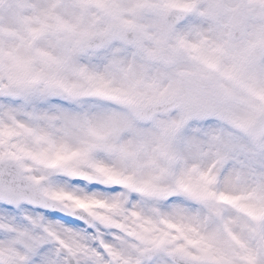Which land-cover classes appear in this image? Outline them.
<instances>
[{
  "label": "rangeland",
  "instance_id": "obj_1",
  "mask_svg": "<svg viewBox=\"0 0 264 264\" xmlns=\"http://www.w3.org/2000/svg\"><path fill=\"white\" fill-rule=\"evenodd\" d=\"M149 1L0 0V84H13L10 81L14 77L24 90L21 102L0 99V135L7 140L4 147H22L68 159L62 163L64 169L46 173L42 164L35 166L34 172L43 179L42 186L49 194L63 195L71 206L74 199L99 206L97 225L104 228L119 257L116 264H148L143 254L153 245L162 251L216 258L225 264H264V248L258 239L264 218L257 223L238 208H254L264 216V142L248 138L244 127L228 117L248 124L262 111V106L235 84L239 82L236 80L248 82L240 78L243 72L238 70L240 58L245 57L249 60H244L248 62L247 80L264 82V64L257 62L264 57V0H251L263 7L243 24L242 41L232 42L231 36L242 23L240 15L248 0H195L200 13L189 16V23L174 33L178 41L197 39L207 44L203 39L208 37L214 39V45L237 46L234 52L240 58L234 54L233 59L236 77L219 88L228 96L226 106L216 103L215 92L219 89H215L214 82L205 74L197 75L193 61L201 62L196 52L178 57L180 42L175 40L161 48V38L167 34L161 21L166 3L158 5L161 14L152 16L146 10ZM137 18L148 26L135 22ZM126 23L135 24L141 33H154L158 38L156 49L161 48L160 57L151 56L148 62L154 69L155 84L148 92L143 90L139 99L173 93L183 105L175 114L158 117L143 126L134 118L131 105L66 98L54 102L45 85L30 81L31 72L38 71L48 82L61 76L82 87L86 71L96 81L118 88L125 97L123 102H129L137 95L134 85L144 74L138 63L142 54L119 43L98 54L83 55L79 51L86 37ZM245 43L251 46L246 53L242 48ZM171 61L174 66H169ZM185 80L190 88L183 86ZM206 117L213 120L206 123ZM74 119L78 127L73 125ZM170 127L176 128L173 140L165 137ZM131 139L138 149H131ZM172 150L183 158L180 169H170L167 153ZM89 160L135 178L146 191L172 188L175 198L166 202L127 191L108 195L102 190L72 185L65 173L71 167L87 169ZM171 171L189 181L196 196L177 189L170 180ZM218 174H224L223 188L236 198L235 204L224 205L213 199V177ZM128 195L133 205L126 203ZM24 211L23 219L0 214V264H32L41 242L48 246L50 258L61 264H67L62 247L69 249L78 264H110L102 257L91 233L60 228L53 222L42 225L38 217L31 215L32 209ZM113 225H123L143 237L139 241L124 239L109 231ZM154 264L172 262L161 255Z\"/></svg>",
  "mask_w": 264,
  "mask_h": 264
},
{
  "label": "snow or ice",
  "instance_id": "obj_2",
  "mask_svg": "<svg viewBox=\"0 0 264 264\" xmlns=\"http://www.w3.org/2000/svg\"><path fill=\"white\" fill-rule=\"evenodd\" d=\"M61 180L66 179L65 177H60ZM72 185H84L89 191L100 188L99 184L85 185L84 181L74 179L71 180ZM112 192L118 191L117 189H111ZM31 208V215L38 217L40 223L48 224L49 222L55 223L57 227L70 229L75 232H81L85 235L89 233H94L95 228L91 227L84 219H80L77 216L65 214L63 211L59 210H49L43 207L36 208L31 204L27 203H13L9 199H0V214L5 216H10L15 219L25 218V209ZM42 231V229H41ZM32 264H61L59 260L53 261L49 256V248L46 244L38 243L35 253V258Z\"/></svg>",
  "mask_w": 264,
  "mask_h": 264
},
{
  "label": "water",
  "instance_id": "obj_3",
  "mask_svg": "<svg viewBox=\"0 0 264 264\" xmlns=\"http://www.w3.org/2000/svg\"><path fill=\"white\" fill-rule=\"evenodd\" d=\"M125 34L130 35V30L129 29H125L123 31ZM104 40L102 42L97 41L96 44H85L83 47L85 50H87V48H91V47H95V45L99 44V43H103ZM258 139H261V136L258 137ZM169 257H171L173 260H175L177 262V264H206L205 262L202 261H196V260H190L187 258H184L178 254H174V253H170L168 254Z\"/></svg>",
  "mask_w": 264,
  "mask_h": 264
},
{
  "label": "bare ground",
  "instance_id": "obj_4",
  "mask_svg": "<svg viewBox=\"0 0 264 264\" xmlns=\"http://www.w3.org/2000/svg\"><path fill=\"white\" fill-rule=\"evenodd\" d=\"M72 121H74V122H73V125L77 127L79 123H78L77 121H75V119L72 120ZM134 147H136V149H138V145H137V143H136L135 145L132 144V139H131V149L134 148ZM121 190H122V189H121Z\"/></svg>",
  "mask_w": 264,
  "mask_h": 264
}]
</instances>
